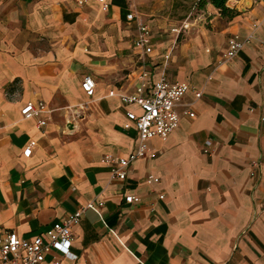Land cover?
<instances>
[{
    "label": "crops",
    "instance_id": "0c3cea01",
    "mask_svg": "<svg viewBox=\"0 0 264 264\" xmlns=\"http://www.w3.org/2000/svg\"><path fill=\"white\" fill-rule=\"evenodd\" d=\"M104 2L105 10L95 0H0V235L29 238L92 200L71 227L75 258L48 251L38 264H264V0H227L238 12L230 19L205 3L197 17L207 22L185 27L140 18L126 0ZM129 11L150 27L143 57ZM247 34L234 57L216 62L228 37ZM141 58L143 92L162 68L188 89L177 127L149 138L125 178L110 180L101 155L133 150L136 130L123 110L139 109L108 92L138 89ZM84 75L95 83L91 98L79 87ZM36 100L51 110L39 128L19 113ZM65 106L91 111L101 133L63 136L51 113ZM206 138L209 154L201 152ZM251 158L260 163L256 178Z\"/></svg>",
    "mask_w": 264,
    "mask_h": 264
},
{
    "label": "built area",
    "instance_id": "2783aa9c",
    "mask_svg": "<svg viewBox=\"0 0 264 264\" xmlns=\"http://www.w3.org/2000/svg\"><path fill=\"white\" fill-rule=\"evenodd\" d=\"M100 4L102 10L106 9L104 0H95ZM125 19L133 21L135 26V34L132 45L136 48L141 56L151 51V32L150 27L144 21L138 19L134 11H129L125 15ZM182 27H185L182 24ZM176 29H171L175 31ZM252 38L251 34H247L239 39L236 35L227 38L225 48L219 57V63H223L236 55L238 50ZM167 55L164 56V60ZM141 60V71L138 75L140 84L138 89L130 94H117L112 90L109 95H116L120 105L126 106L134 104L139 111L137 113L124 109V116L133 123L136 130L135 146L133 150L126 156H117L110 153L101 155L100 161L108 169V177L110 180H123L126 175V168L129 163L135 159L141 158L147 152V141L151 137L164 139L178 125V114L176 107L181 105V98L185 94L188 86L183 82L170 81L166 79L163 68L159 76L154 80L146 92L144 78L147 74L143 66V58ZM94 80L89 75H84L79 83L80 90L85 97L91 98L94 89ZM194 98H199L201 91L193 92ZM48 109L41 100L27 101L19 109L22 118H35L36 127L43 126L49 119ZM43 114V115H42ZM183 114L191 117L193 114L187 110H183ZM211 139L206 138L203 141L201 152L209 154ZM31 151V144H28L23 150L22 155L27 157ZM248 175L256 178L260 166L259 160L251 158L248 160ZM147 182H156L158 179L151 174L146 175ZM161 197V195H159ZM127 203L136 202L138 200L134 195H125L123 197ZM95 202L89 200L84 205L77 207L72 212L66 214L61 219L52 222L41 233L33 235L29 238H20L12 231L4 232L0 235V264H38L42 261L44 254L48 251H55L65 257L75 258L70 252L69 245L71 242V227L79 223L81 214L86 208L94 207ZM97 206L101 202L96 203ZM52 264H57L53 260Z\"/></svg>",
    "mask_w": 264,
    "mask_h": 264
},
{
    "label": "rangeland",
    "instance_id": "374dc122",
    "mask_svg": "<svg viewBox=\"0 0 264 264\" xmlns=\"http://www.w3.org/2000/svg\"><path fill=\"white\" fill-rule=\"evenodd\" d=\"M126 2L135 9L140 18H153L154 16H157L162 18L166 25H168V23H173L180 26L185 20H197L201 23L207 22L206 20L205 22H202V19L197 17L199 12V8L197 7L198 0H126ZM151 8L153 10L156 9L154 14L148 11ZM183 38L184 35H177L176 42L178 43L182 41ZM161 39L167 38L162 37ZM219 54H221V52ZM133 59H135V57ZM218 61L219 58L216 62L218 63ZM134 67L135 65L131 63L130 66L126 67L125 72H128ZM90 115L91 111L89 110H82L73 106H65L59 114L52 112L51 120L59 124L60 132L63 136L67 135L79 138L87 134L89 130H93L96 134L101 133L98 124L91 121L92 119ZM98 115L100 116L102 114Z\"/></svg>",
    "mask_w": 264,
    "mask_h": 264
},
{
    "label": "trees",
    "instance_id": "16d2710c",
    "mask_svg": "<svg viewBox=\"0 0 264 264\" xmlns=\"http://www.w3.org/2000/svg\"><path fill=\"white\" fill-rule=\"evenodd\" d=\"M227 0H198L197 7H202L205 3H209L213 8H215L218 12V14L221 17H225L227 19H230L234 15L238 14V12L233 9L226 6Z\"/></svg>",
    "mask_w": 264,
    "mask_h": 264
}]
</instances>
